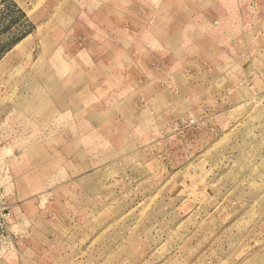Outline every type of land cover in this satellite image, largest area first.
Returning a JSON list of instances; mask_svg holds the SVG:
<instances>
[{"label": "rangeland", "instance_id": "374dc122", "mask_svg": "<svg viewBox=\"0 0 264 264\" xmlns=\"http://www.w3.org/2000/svg\"><path fill=\"white\" fill-rule=\"evenodd\" d=\"M0 264H264V0H0Z\"/></svg>", "mask_w": 264, "mask_h": 264}, {"label": "built area", "instance_id": "2783aa9c", "mask_svg": "<svg viewBox=\"0 0 264 264\" xmlns=\"http://www.w3.org/2000/svg\"><path fill=\"white\" fill-rule=\"evenodd\" d=\"M9 215L5 214L4 211H0V230L5 228V225L7 224V219Z\"/></svg>", "mask_w": 264, "mask_h": 264}]
</instances>
